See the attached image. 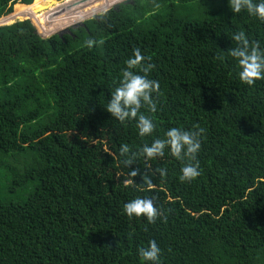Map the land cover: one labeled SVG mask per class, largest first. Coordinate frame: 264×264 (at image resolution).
Wrapping results in <instances>:
<instances>
[{
  "label": "trees",
  "instance_id": "16d2710c",
  "mask_svg": "<svg viewBox=\"0 0 264 264\" xmlns=\"http://www.w3.org/2000/svg\"><path fill=\"white\" fill-rule=\"evenodd\" d=\"M62 1L0 0V18L24 5L0 19V264H144L150 240L161 264H264V79L242 84L228 55L238 31L264 48V22L227 0H135L61 38L16 22L48 36L118 0ZM134 49L159 83L143 138L103 108ZM172 127L200 130L196 179H178L167 148L122 163V144ZM137 197L154 223L124 214Z\"/></svg>",
  "mask_w": 264,
  "mask_h": 264
},
{
  "label": "clouds",
  "instance_id": "9594fccd",
  "mask_svg": "<svg viewBox=\"0 0 264 264\" xmlns=\"http://www.w3.org/2000/svg\"><path fill=\"white\" fill-rule=\"evenodd\" d=\"M119 1L121 0L117 2ZM227 3L233 14L244 11L249 17H255L264 22V0H227ZM129 5H133V3ZM84 22L82 21V23ZM34 27L36 29V26ZM38 35H41L42 39H47L55 34L48 35L46 38L40 32ZM232 40L237 44L228 50V55L238 66V78L242 84L253 86L257 81L264 79V48H261L258 42L250 45L243 31L233 33ZM86 43L88 47H91L93 41L90 39ZM147 59L139 49L133 50L132 55L124 61L125 67L121 69L118 85L110 92V98L103 105L105 111L120 123L135 120L137 134L141 138L151 136L155 128L153 120L141 109H147L149 113L156 111L155 97L159 95L158 81L148 77L153 66L150 63H142ZM199 136L200 130L172 127L164 132L165 138L163 139L155 138L150 144L146 143L138 151L133 152H130L127 144H122L119 153L121 157H124L122 163L128 167L140 155L146 161L163 157L167 148L168 155L182 162L183 166L180 168L178 179L181 182L192 181L200 175L197 160V154L201 148ZM155 171L161 177L166 175L164 168H158ZM137 174L135 169L129 172L131 177H135ZM142 180L147 187L152 186L150 176L142 175ZM123 212L129 219L143 216L149 224L154 223L159 215V209L154 206L152 199L140 197L124 203ZM137 251L144 264H161V249L155 241H148L147 247H141Z\"/></svg>",
  "mask_w": 264,
  "mask_h": 264
},
{
  "label": "rangeland",
  "instance_id": "374dc122",
  "mask_svg": "<svg viewBox=\"0 0 264 264\" xmlns=\"http://www.w3.org/2000/svg\"><path fill=\"white\" fill-rule=\"evenodd\" d=\"M136 2V1H135ZM33 3V2H32ZM31 3V4H32ZM64 3V1H62V0H56V2H55V4H52L51 6H45V9L43 10V12H48L49 11V9L50 8H52L54 5H58V4H63ZM134 3V2H133ZM141 3V2H140ZM31 4L30 5H28V6H31ZM142 4V3H141ZM18 5H22L20 2H16V3H14L13 4V6H12V12L10 13V14H8L7 16H4L3 18H6V17H10L12 14H14V12H15V8L18 6ZM101 12V11H100ZM100 12H97V13H95V14H99ZM40 13V12H39ZM52 17H56V18H59V17H61V15L60 14H56L55 12H54V14L52 15ZM90 17H91V15L88 17H83V18H81V19H79V20H77L76 22H78V21H80V22H84V21H87V20H89L90 19ZM14 21V20H13ZM12 21V22H13ZM21 21H28V22H30L32 25H34V26H36V31H37V33L39 34V30L37 29V25L36 24H34L31 20H29L28 18H24V19H22V20H20V21H16V22H21ZM16 22H13L12 24H14V23H16ZM8 25H10V24H0V26H8ZM66 25H64L62 28L60 27V30H58V31H61V30H64V29H66ZM39 28V27H38ZM42 31V30H41ZM53 34H55V32H53V33H51L50 35H53ZM45 38H46V36H44Z\"/></svg>",
  "mask_w": 264,
  "mask_h": 264
},
{
  "label": "water",
  "instance_id": "95a60500",
  "mask_svg": "<svg viewBox=\"0 0 264 264\" xmlns=\"http://www.w3.org/2000/svg\"><path fill=\"white\" fill-rule=\"evenodd\" d=\"M132 3H133V0H121L119 2H115L110 7L106 8V9H102L99 14H92L90 19L97 20L99 18V16L107 10L112 9V10L117 11L119 9L120 5H129ZM82 26H84V24L82 22H75V23L71 24L70 26H67L66 29L56 32L55 35H57L58 37L61 38L62 35H64L65 33H68L70 29H77L78 27H82Z\"/></svg>",
  "mask_w": 264,
  "mask_h": 264
}]
</instances>
